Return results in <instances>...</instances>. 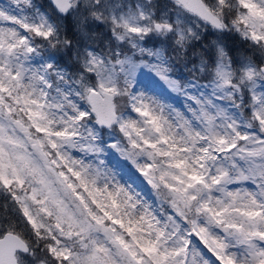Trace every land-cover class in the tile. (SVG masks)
Listing matches in <instances>:
<instances>
[{
  "label": "snow or ice",
  "instance_id": "6c2138e0",
  "mask_svg": "<svg viewBox=\"0 0 264 264\" xmlns=\"http://www.w3.org/2000/svg\"><path fill=\"white\" fill-rule=\"evenodd\" d=\"M0 198V264H264V0H0Z\"/></svg>",
  "mask_w": 264,
  "mask_h": 264
},
{
  "label": "rangeland",
  "instance_id": "374dc122",
  "mask_svg": "<svg viewBox=\"0 0 264 264\" xmlns=\"http://www.w3.org/2000/svg\"><path fill=\"white\" fill-rule=\"evenodd\" d=\"M145 71H147V70H145ZM171 102H173V103H174L175 101L173 100V101H171Z\"/></svg>",
  "mask_w": 264,
  "mask_h": 264
},
{
  "label": "trees",
  "instance_id": "16d2710c",
  "mask_svg": "<svg viewBox=\"0 0 264 264\" xmlns=\"http://www.w3.org/2000/svg\"><path fill=\"white\" fill-rule=\"evenodd\" d=\"M0 199H2V198H0Z\"/></svg>",
  "mask_w": 264,
  "mask_h": 264
}]
</instances>
